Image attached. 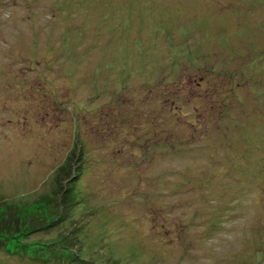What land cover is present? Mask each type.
<instances>
[{"label": "rangeland", "instance_id": "rangeland-1", "mask_svg": "<svg viewBox=\"0 0 264 264\" xmlns=\"http://www.w3.org/2000/svg\"><path fill=\"white\" fill-rule=\"evenodd\" d=\"M20 232L73 264H264V0H0V233ZM29 252L0 264H45Z\"/></svg>", "mask_w": 264, "mask_h": 264}, {"label": "trees", "instance_id": "trees-1", "mask_svg": "<svg viewBox=\"0 0 264 264\" xmlns=\"http://www.w3.org/2000/svg\"><path fill=\"white\" fill-rule=\"evenodd\" d=\"M79 155L81 156V154H79ZM76 157H78V155H76ZM80 174H81V172H79L78 170L75 171L73 169V171H72V169H71V174L68 175V179L64 180L62 190H61V194H60V197L58 198V202H57L58 206L60 207V214H59L58 218L55 219L49 227L63 222L70 215L69 214L70 209L72 208L73 205H75V203H77V201H75V199H74L75 196H74V186L73 185H75V182L78 179V176ZM36 230L37 229H35V231ZM33 231L34 230H32L31 232H33ZM16 234L15 235L12 234L13 236H10V234H7V233H0V249L3 246L10 245L12 247V249L14 250V253L19 255V256H22V257H25L27 255L25 252L30 253L29 251H31L32 255L35 254V256H33V257H35L38 261L45 263V264H61L60 262H64L66 264H73V263H78V261H82V260H79L78 258L74 257V254H75L74 251L70 252L68 249H62L63 250V251H61L62 255H61V253L50 254V253H47L45 251L46 250L45 248H48V245L43 246V247L29 246L28 244L25 245L24 243L20 242V239L25 237V235L27 233L20 232V233H16ZM25 246H29L32 249H29V251L24 250ZM49 248H50V246H49ZM54 248H57V246H55ZM36 251H40V253H36ZM41 254H44V255L42 256ZM56 257H61V259H58L56 262H54L53 259L56 260ZM64 263H62V264H64Z\"/></svg>", "mask_w": 264, "mask_h": 264}]
</instances>
